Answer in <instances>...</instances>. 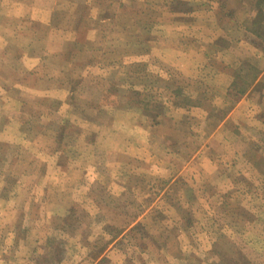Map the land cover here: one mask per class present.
Instances as JSON below:
<instances>
[{"label":"rangeland","instance_id":"1","mask_svg":"<svg viewBox=\"0 0 264 264\" xmlns=\"http://www.w3.org/2000/svg\"><path fill=\"white\" fill-rule=\"evenodd\" d=\"M256 1L0 0V264H264Z\"/></svg>","mask_w":264,"mask_h":264},{"label":"crops","instance_id":"2","mask_svg":"<svg viewBox=\"0 0 264 264\" xmlns=\"http://www.w3.org/2000/svg\"><path fill=\"white\" fill-rule=\"evenodd\" d=\"M203 8H205L204 12H206V14H205V16H202V18H206V20L210 21L208 23H211L212 25L213 24L216 25L217 24V20H218V19H216V16H215V14H216V6H215V8L211 7V11L209 10L210 7H208V5H205ZM197 9H198V6H196V8H194V10L190 13V15L193 16L195 11H196L195 14L197 16Z\"/></svg>","mask_w":264,"mask_h":264},{"label":"trees","instance_id":"3","mask_svg":"<svg viewBox=\"0 0 264 264\" xmlns=\"http://www.w3.org/2000/svg\"><path fill=\"white\" fill-rule=\"evenodd\" d=\"M263 1H264V0H259V2L256 1V5L259 6V7H262V5H263ZM257 3H258V4H257ZM256 34H257V33H256ZM257 36H258V34H257ZM243 91H245V90H242V92H243Z\"/></svg>","mask_w":264,"mask_h":264}]
</instances>
